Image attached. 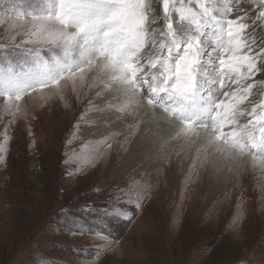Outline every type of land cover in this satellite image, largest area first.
Segmentation results:
<instances>
[{
    "label": "rangeland",
    "instance_id": "rangeland-1",
    "mask_svg": "<svg viewBox=\"0 0 264 264\" xmlns=\"http://www.w3.org/2000/svg\"><path fill=\"white\" fill-rule=\"evenodd\" d=\"M227 2L228 18L246 17L244 38L259 53L264 0ZM20 6L40 7L0 0V61L19 65L36 48L51 58L30 42L31 17L10 12ZM235 79L226 74L221 92L240 96L253 84L237 104L243 125L264 99V70L240 86ZM100 89L98 73L77 74L16 107L0 97V264H264V164L178 136L163 112L149 123L139 96L105 98ZM113 205L134 213L131 222L102 223Z\"/></svg>",
    "mask_w": 264,
    "mask_h": 264
},
{
    "label": "snow or ice",
    "instance_id": "snow-or-ice-1",
    "mask_svg": "<svg viewBox=\"0 0 264 264\" xmlns=\"http://www.w3.org/2000/svg\"><path fill=\"white\" fill-rule=\"evenodd\" d=\"M37 2L40 7L27 13L30 42L51 49L52 56L36 48L19 65L0 61V97L12 107L26 93L58 86L61 79L79 74L83 80L98 73L100 91L108 89L105 98L139 96L146 101L149 123L163 112L178 136H196L200 143L214 145L218 154L252 153L254 161L264 164V99L240 125L244 113L237 104L247 99L253 84L240 96L221 92L226 74L231 79L234 73L233 83L240 86L264 70V63L258 66L264 48L251 54L252 45L243 35L248 25L241 22L246 17L228 18L233 7L227 0H181L179 7L175 0H160L162 16L156 0ZM258 19H264V11ZM244 68L247 72L241 75ZM227 127L231 130L225 131ZM133 215L113 205L100 219L103 223L122 216L131 222Z\"/></svg>",
    "mask_w": 264,
    "mask_h": 264
},
{
    "label": "trees",
    "instance_id": "trees-1",
    "mask_svg": "<svg viewBox=\"0 0 264 264\" xmlns=\"http://www.w3.org/2000/svg\"><path fill=\"white\" fill-rule=\"evenodd\" d=\"M10 12H11L12 14H15V15H23V14H26V13H27V12L23 9L22 6H20V7L18 8V10H17V9H14V10H10Z\"/></svg>",
    "mask_w": 264,
    "mask_h": 264
},
{
    "label": "bare ground",
    "instance_id": "bare-ground-1",
    "mask_svg": "<svg viewBox=\"0 0 264 264\" xmlns=\"http://www.w3.org/2000/svg\"><path fill=\"white\" fill-rule=\"evenodd\" d=\"M213 162H215V160H213Z\"/></svg>",
    "mask_w": 264,
    "mask_h": 264
}]
</instances>
